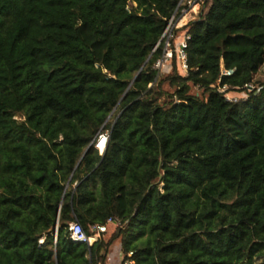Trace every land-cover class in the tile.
I'll return each instance as SVG.
<instances>
[{"label":"trees","instance_id":"1","mask_svg":"<svg viewBox=\"0 0 264 264\" xmlns=\"http://www.w3.org/2000/svg\"><path fill=\"white\" fill-rule=\"evenodd\" d=\"M263 65L264 0H0V264L264 260Z\"/></svg>","mask_w":264,"mask_h":264},{"label":"built area","instance_id":"2","mask_svg":"<svg viewBox=\"0 0 264 264\" xmlns=\"http://www.w3.org/2000/svg\"><path fill=\"white\" fill-rule=\"evenodd\" d=\"M191 3V2H188ZM173 17L170 18V20L168 21L167 27L164 30V33L162 35L166 36V41H165V47H164V54L163 57L157 61V63L155 64L156 68H164L165 66H171L170 65V61L172 58V50L170 47V43H169V39L172 37V29L174 27H176V25L174 27H171V25L173 26L174 24L172 23ZM176 23V22H175ZM169 27H171L169 29ZM189 39V36H183L182 40L180 42H178V46L176 49V53L180 62V66L181 69L183 70V72H187V58H186V54L184 52L185 48L187 47V40ZM234 72V70H225L222 69L221 70V76H229ZM247 88L249 90H251V85L247 86ZM226 87H223L221 90L222 92L226 91ZM225 98L227 101H234L232 100L233 98H229L228 94H225ZM105 136L104 140H105V145L104 148L106 146L107 143V136L106 134H102L99 136L98 141L95 145V147L97 149L98 148V144H99V140H101V137ZM99 152H103L100 151ZM113 226L114 228H117L120 226V222L117 219H109L107 221L106 224L104 225H94L92 227H90L89 229V234H86L83 229L81 228L80 224H78L77 222L71 223L70 224V238L73 242L75 243H86L88 246H92L99 238L102 234H105L108 231V226ZM55 237V235H54ZM131 253L128 255V258L125 260H122L121 264H135V262L133 260L130 259Z\"/></svg>","mask_w":264,"mask_h":264},{"label":"rangeland","instance_id":"3","mask_svg":"<svg viewBox=\"0 0 264 264\" xmlns=\"http://www.w3.org/2000/svg\"><path fill=\"white\" fill-rule=\"evenodd\" d=\"M183 3L180 2L179 5H182ZM200 6H201L200 2L199 3H197V2L189 3L187 8L183 9L181 14L177 17L176 23L173 26L171 25V27H174L176 25V27H174L173 29L180 28L183 25L187 24L188 22L196 19L197 14H198L199 9H200ZM181 21H182V23H181ZM171 27H169V29ZM176 37H177V40L175 41L176 42L175 44H177L178 42H180L182 40V38H183L182 33L181 32L176 33L175 38ZM169 71H170V66H165L162 69L157 68V77H159V76L162 77L163 75L168 74ZM254 82L255 83L251 85L252 88H255L258 84H264V65L258 70L256 75L254 76ZM252 88H251V90H252ZM221 92H222V90H221ZM201 93H202V90L198 89L197 87H191L190 94H195V95L200 96ZM226 94H228V93H226ZM247 94H248V91H246V92H234V93H229L228 96H229V98H233L232 100L237 101V100H246L248 97ZM233 134L237 138L241 137V134L236 132V131H233ZM108 234H109V231L107 233H105V235H106L105 238L108 237ZM119 244H120V241H116L114 243L115 246H117ZM115 246H114V248H115ZM254 264H264V260H258L257 259L254 261Z\"/></svg>","mask_w":264,"mask_h":264},{"label":"crops","instance_id":"4","mask_svg":"<svg viewBox=\"0 0 264 264\" xmlns=\"http://www.w3.org/2000/svg\"><path fill=\"white\" fill-rule=\"evenodd\" d=\"M115 228L113 226H108V231H113ZM114 244L109 249L106 257V264H121L123 255L121 253V246L120 244L115 246ZM117 247V248H116Z\"/></svg>","mask_w":264,"mask_h":264},{"label":"bare ground","instance_id":"5","mask_svg":"<svg viewBox=\"0 0 264 264\" xmlns=\"http://www.w3.org/2000/svg\"><path fill=\"white\" fill-rule=\"evenodd\" d=\"M181 23H182V21H181ZM180 23V24H181ZM184 24V23H183ZM104 138H105V136H102L101 137V140H99V144H98V148H99V150H101V151H104V145H105V140H104Z\"/></svg>","mask_w":264,"mask_h":264},{"label":"water","instance_id":"6","mask_svg":"<svg viewBox=\"0 0 264 264\" xmlns=\"http://www.w3.org/2000/svg\"><path fill=\"white\" fill-rule=\"evenodd\" d=\"M106 147V146H105ZM104 150H105V148H104ZM104 152V151H103ZM103 152H100V154H102Z\"/></svg>","mask_w":264,"mask_h":264}]
</instances>
